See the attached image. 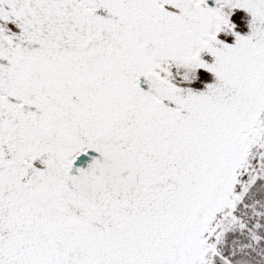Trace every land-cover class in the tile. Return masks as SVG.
Listing matches in <instances>:
<instances>
[{
    "label": "snow or ice",
    "instance_id": "obj_1",
    "mask_svg": "<svg viewBox=\"0 0 264 264\" xmlns=\"http://www.w3.org/2000/svg\"><path fill=\"white\" fill-rule=\"evenodd\" d=\"M0 264H264V0H0Z\"/></svg>",
    "mask_w": 264,
    "mask_h": 264
}]
</instances>
